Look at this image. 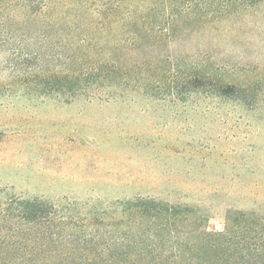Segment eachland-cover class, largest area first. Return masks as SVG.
I'll return each mask as SVG.
<instances>
[{
  "label": "rangeland",
  "instance_id": "374dc122",
  "mask_svg": "<svg viewBox=\"0 0 264 264\" xmlns=\"http://www.w3.org/2000/svg\"><path fill=\"white\" fill-rule=\"evenodd\" d=\"M75 17L87 13L75 10L55 32L75 34ZM24 19L20 7L0 12L4 198H40L86 215L155 197L195 209L212 231L240 213L264 218V3L170 46L179 71L195 62L242 90L219 98L205 87L192 92L180 73L150 92L121 87L73 101L36 93L35 57L45 49L22 37Z\"/></svg>",
  "mask_w": 264,
  "mask_h": 264
},
{
  "label": "trees",
  "instance_id": "16d2710c",
  "mask_svg": "<svg viewBox=\"0 0 264 264\" xmlns=\"http://www.w3.org/2000/svg\"><path fill=\"white\" fill-rule=\"evenodd\" d=\"M263 3L0 0V12L12 15L22 8V37L35 38L45 49L35 57L36 93L73 101L121 87L150 92L153 84L180 73L176 79L192 92L204 89L219 98L242 90L218 82L195 62L179 71L182 63L170 46L182 34L217 28ZM75 10L79 17L87 13L85 20L74 18L78 31L55 32ZM0 264H264V218L240 213L222 231H212L195 209L155 197H134L112 211L85 215L40 198L0 193Z\"/></svg>",
  "mask_w": 264,
  "mask_h": 264
}]
</instances>
